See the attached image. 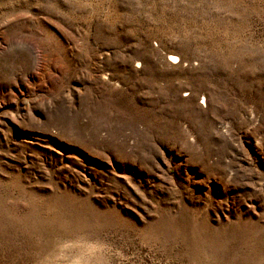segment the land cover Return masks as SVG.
Listing matches in <instances>:
<instances>
[{
  "label": "rangeland",
  "instance_id": "1",
  "mask_svg": "<svg viewBox=\"0 0 264 264\" xmlns=\"http://www.w3.org/2000/svg\"><path fill=\"white\" fill-rule=\"evenodd\" d=\"M0 264H264V0H0Z\"/></svg>",
  "mask_w": 264,
  "mask_h": 264
}]
</instances>
